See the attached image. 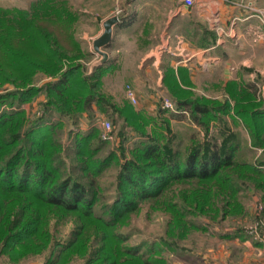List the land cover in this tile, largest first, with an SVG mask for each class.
<instances>
[{
	"label": "trees",
	"instance_id": "16d2710c",
	"mask_svg": "<svg viewBox=\"0 0 264 264\" xmlns=\"http://www.w3.org/2000/svg\"><path fill=\"white\" fill-rule=\"evenodd\" d=\"M75 16L64 0H33L28 9L0 8V85L11 83L15 87L0 96V103L7 101L12 105L45 89L49 94L47 105L60 113L74 116L86 111L93 102L102 108L103 95L98 88L110 60L93 64L90 74L81 70L76 60L92 53L79 49L72 29ZM165 71L164 83L172 94L177 112L187 110L195 123L209 127L216 114L232 111L246 125L251 145L264 150V105L254 99V85V88L252 84L243 85L240 91L247 97L237 98L230 106L228 101L191 97L182 87L190 84L182 75L185 69L177 68L175 72L167 68ZM37 73L54 79L38 88L33 84ZM117 110L123 126L131 127L139 140L131 148L122 145L121 151L129 152L130 157L124 159L117 172L115 199L104 206L103 211L109 213L107 219L92 217L97 202L92 182L86 184L74 179L71 169L70 172L60 171L55 161L59 149L53 139H46L36 128L21 135L20 130H16L24 120L20 110L0 114V235L5 248L22 251L43 227L42 209L56 208L61 213L74 215L82 225L93 218L100 225L95 239H103L104 244L100 247L93 244L83 264H150V259L136 257L139 246L121 244L126 236L116 229L139 201L158 203L172 185L196 181L200 183L199 188L181 194L182 208L193 214L188 208L191 205H198L197 212H203L208 206L214 210L210 217L215 218L216 214L229 215L241 210L236 198L244 182H251L264 194L261 169L264 156L258 162L240 158L238 144L228 140H223L221 148L216 143L193 144L181 153L168 136L169 118L164 119L166 123L162 126L154 117L137 113L129 105ZM97 133L94 128L75 138L74 156L79 161L75 164L84 174L97 173L105 163L117 158L112 152L93 157L99 152L97 149L103 147L100 138L96 139ZM6 137L12 147L16 144L9 150L7 159L2 157L1 143ZM21 137L22 145H18ZM92 139H96L93 148L90 147ZM177 206L176 201L169 200L164 209L181 218L178 226L184 229L187 224L193 226L183 219L185 211L176 212ZM80 229L73 232L74 239L68 237L55 243L47 264L57 263L73 249ZM15 244L21 248H14Z\"/></svg>",
	"mask_w": 264,
	"mask_h": 264
},
{
	"label": "rangeland",
	"instance_id": "374dc122",
	"mask_svg": "<svg viewBox=\"0 0 264 264\" xmlns=\"http://www.w3.org/2000/svg\"><path fill=\"white\" fill-rule=\"evenodd\" d=\"M32 1L0 0V8L28 9ZM64 1L76 15L72 29L74 37L79 42V49L84 53H92L83 59L76 60L81 64V70L85 74H90L91 66L101 60L100 55L93 53L92 42L99 36L102 21L113 15L120 16L125 13V0ZM250 53L247 58H251L252 62L247 65L232 64L231 66L234 67L229 68V78L226 82L220 81L221 77H218L213 81V85H203L206 84L207 78L202 72L204 74L199 73L200 78L196 80V84L190 82L189 85L184 84L182 87L187 89L193 98L228 101L230 106H233L237 98L247 97L240 88L243 85L252 84L251 86L254 85L256 89H251L255 90L254 99L264 105V49L260 47ZM121 57L122 63L111 71L107 64L106 71L101 77L98 91L103 95L100 103L102 108L93 102L86 111L74 116L60 113L53 106L47 105L49 94L45 92V89L39 90L24 101L16 100L12 105H9L7 101L0 103V114L10 110H20L23 114V123H19L16 129L20 130L21 135L36 128V132H41L46 139H53L55 146L59 149L56 151L55 161L58 162L61 172L67 170L70 172L71 169L70 173L74 179L86 184L92 182V187L97 193L96 209L92 217L108 218L109 213L103 211L104 206L111 204L115 199L117 172L124 159L130 157L129 152L121 151L122 145L124 148H131L139 140L138 134L131 127L123 126L117 108L129 105L137 113L154 117L162 123V126L166 123L164 119L169 118L168 136L172 137L175 149L181 153L187 151L193 144L216 143L218 148H221L223 140H228L238 144L237 155L240 158L258 162L264 156L263 148L251 145L246 125L232 111L224 115L216 114V118L211 120L209 127H206L195 123L187 110L176 112L161 109L160 103L163 97L169 98L175 104L168 86L164 82L162 87H147L141 81L136 85L133 84L129 80L132 75L131 68L142 63L141 56ZM168 66L166 63L164 67L167 69ZM165 68L163 74L166 72ZM172 70L177 72V69ZM135 73L141 75L142 72ZM182 75L189 80L188 71L183 72ZM53 79L51 76L37 73L33 84L41 88L47 81ZM127 87L134 91L137 98L135 103L128 99ZM12 90H15L14 85L3 83L0 85V96ZM148 94H153V99L150 104H146V107L144 104ZM104 121L111 123L112 139L103 138L104 131L101 123ZM94 128L98 132L96 139L100 138L103 147L97 149L99 152L93 157L112 152L117 158L105 163L97 173L89 171L90 173L84 174L77 166L79 161L75 160L74 142L77 136L87 134ZM22 137L18 145H22ZM96 139L91 140L90 147H94L93 141ZM8 140L9 137L1 140L2 157L5 159L10 155L9 150L16 145L12 147ZM261 169L264 173V165ZM199 184L196 181L174 184L158 203L151 200L139 201L137 207L125 216L126 218L124 217L122 224L116 227L122 235L126 236L121 244L139 246L136 257L148 258L151 260L150 264H264L263 192L256 189L251 182H244L243 189L236 198L241 205V210L229 215L216 214L215 218H211L210 213L213 214L214 210L208 206L203 212H197L195 208L198 205H191L188 208L193 214H188L182 208L184 205L180 201L181 194L190 193L192 188H199ZM169 200L178 203L176 212L185 211L183 219L191 222L193 226L187 222L188 227H185L187 229L178 226L181 218L175 212L173 215L164 209ZM212 201L213 204H217V199L214 198ZM42 213L43 227L36 232L38 235L34 240L33 237L31 238L33 242L25 246V248L29 246L27 249L14 252L10 250V247L5 248L0 235V264H47L55 243L63 242L68 237L74 239L73 232L80 227L73 249L57 263L52 264H83L93 244L94 247L104 244L103 239H95L97 226L100 225L94 218L82 225L81 220L74 215L61 213L56 208H43ZM14 248L21 247L15 244ZM97 251L100 252V248Z\"/></svg>",
	"mask_w": 264,
	"mask_h": 264
},
{
	"label": "crops",
	"instance_id": "0c3cea01",
	"mask_svg": "<svg viewBox=\"0 0 264 264\" xmlns=\"http://www.w3.org/2000/svg\"><path fill=\"white\" fill-rule=\"evenodd\" d=\"M125 3L123 20L113 26L112 41L104 50L109 71L122 63L121 56H141L142 63L131 68L129 80L135 85L141 81L162 87L166 63L188 71L194 84L202 72L207 78L203 85H213L218 77L226 82L232 64L247 65L251 51L264 49V0H195L190 7L183 0ZM152 99L148 94L144 105Z\"/></svg>",
	"mask_w": 264,
	"mask_h": 264
},
{
	"label": "water",
	"instance_id": "95a60500",
	"mask_svg": "<svg viewBox=\"0 0 264 264\" xmlns=\"http://www.w3.org/2000/svg\"><path fill=\"white\" fill-rule=\"evenodd\" d=\"M123 18L117 15H113L105 19L102 23V32L92 42L93 53L100 55L101 62H105L109 59V54L104 49L111 43L113 37V26L118 24Z\"/></svg>",
	"mask_w": 264,
	"mask_h": 264
},
{
	"label": "built area",
	"instance_id": "2783aa9c",
	"mask_svg": "<svg viewBox=\"0 0 264 264\" xmlns=\"http://www.w3.org/2000/svg\"><path fill=\"white\" fill-rule=\"evenodd\" d=\"M194 2H195V0H183V4L187 7L192 6L194 4ZM126 94H127V97L130 101H132L133 103L136 102L137 98L134 94V91L131 88L127 87ZM160 107H161V109H164V110L176 111L175 110V104L172 102V100H170L167 97L161 98ZM101 124H102V128L104 131L103 138L112 139L111 123L109 121H104Z\"/></svg>",
	"mask_w": 264,
	"mask_h": 264
}]
</instances>
